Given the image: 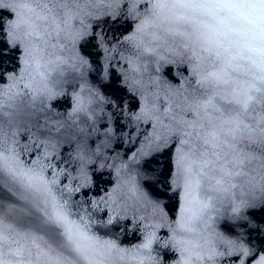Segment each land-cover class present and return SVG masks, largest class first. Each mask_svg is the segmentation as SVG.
<instances>
[{
    "label": "snow or ice",
    "instance_id": "snow-or-ice-1",
    "mask_svg": "<svg viewBox=\"0 0 264 264\" xmlns=\"http://www.w3.org/2000/svg\"><path fill=\"white\" fill-rule=\"evenodd\" d=\"M0 264H264V0H0Z\"/></svg>",
    "mask_w": 264,
    "mask_h": 264
}]
</instances>
